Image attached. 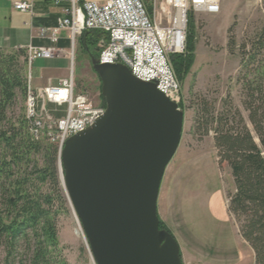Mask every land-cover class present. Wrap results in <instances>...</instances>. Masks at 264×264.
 <instances>
[{"label": "trees", "instance_id": "16d2710c", "mask_svg": "<svg viewBox=\"0 0 264 264\" xmlns=\"http://www.w3.org/2000/svg\"><path fill=\"white\" fill-rule=\"evenodd\" d=\"M192 28L189 21L184 53L170 57L180 82L195 58ZM100 36L84 32L78 39L80 52L89 61L97 60ZM25 58L24 50H0V249L4 264H68L58 241V222L67 214L59 151L29 134L24 115ZM237 84L253 135L230 101L224 100L215 114L204 99L195 107L191 135L199 141L212 134L217 165L227 166L232 181V191L225 196L226 212L252 251L254 264H264V26L242 45ZM98 93L104 107L100 83ZM17 100L23 107L10 119L8 110ZM159 229L170 233L160 220Z\"/></svg>", "mask_w": 264, "mask_h": 264}, {"label": "water", "instance_id": "95a60500", "mask_svg": "<svg viewBox=\"0 0 264 264\" xmlns=\"http://www.w3.org/2000/svg\"><path fill=\"white\" fill-rule=\"evenodd\" d=\"M105 112L59 152L65 197L94 264H182L159 229L164 172L181 142L184 112L120 64L90 59Z\"/></svg>", "mask_w": 264, "mask_h": 264}, {"label": "built area", "instance_id": "2783aa9c", "mask_svg": "<svg viewBox=\"0 0 264 264\" xmlns=\"http://www.w3.org/2000/svg\"><path fill=\"white\" fill-rule=\"evenodd\" d=\"M61 7L56 26L42 28L38 37L56 45L66 32L69 52L54 47H28L24 115L33 140H44L60 152L72 136L91 127L104 115L105 107L76 92L72 65L75 41L84 32L101 36L96 42L97 63L123 65L140 82L155 84L156 90L181 109V90L170 57L185 51L187 28L197 14H216L221 0H50ZM13 9L33 15V4L15 3ZM17 51V50H16ZM67 55L71 67L57 86L34 87L29 67L37 59ZM49 107H64L56 116ZM182 110V109H181ZM81 232V230H80Z\"/></svg>", "mask_w": 264, "mask_h": 264}, {"label": "rangeland", "instance_id": "374dc122", "mask_svg": "<svg viewBox=\"0 0 264 264\" xmlns=\"http://www.w3.org/2000/svg\"><path fill=\"white\" fill-rule=\"evenodd\" d=\"M263 3L264 0H221L218 13L194 15L193 19H190L195 43L193 65L189 74L182 79V82L174 73L180 84V108L184 112L183 140L164 172L165 180L177 173L187 159L195 157L208 158L209 165L204 167L206 175L200 177L201 168L197 170L199 171L197 174V171H194L195 167H190L187 171L191 170L189 171L191 177L184 178L183 183L188 182L194 185L193 190L197 192L200 198L196 209L200 216L205 209V216H203L200 223H204L211 234H222L225 239H230L232 242L237 241L238 236L225 216V196L227 192L232 191V181L228 168L225 164L220 167L217 165L211 139L212 134L199 141L196 139L190 141L188 134L192 128L195 107L201 99H204L209 107L215 109V114L221 110L224 100L230 101L232 106L241 113L247 129L253 135L252 127L248 122V114L241 105L237 76L242 45L249 43L264 26ZM79 38L75 41L71 70L75 89L78 93L87 95L93 103L99 104V82L92 71L90 61L84 58L80 52ZM58 59L56 60V66L50 71L36 67L35 63L31 65L29 74L32 81L46 82L43 75L49 72L52 79L48 83L52 87L57 86L59 79L63 78L64 74L66 77L70 71V63L67 64L64 61V65L63 60ZM27 73L28 66L26 67ZM22 107L23 103L17 100L16 105L8 110L7 117L11 119L19 116ZM49 110L55 112L56 116L62 117L64 107H49ZM212 173L213 177L211 176ZM61 189L65 196L62 185ZM212 190L214 193L211 195ZM161 222L163 223V221ZM164 226L167 228L165 224ZM58 229L59 246L62 250V256L68 264H94L68 201L67 214L59 220ZM244 247L239 244L237 248L233 249L234 252L242 256L245 264H253V255L250 248ZM0 264H4V254L1 249Z\"/></svg>", "mask_w": 264, "mask_h": 264}, {"label": "crops", "instance_id": "0c3cea01", "mask_svg": "<svg viewBox=\"0 0 264 264\" xmlns=\"http://www.w3.org/2000/svg\"><path fill=\"white\" fill-rule=\"evenodd\" d=\"M30 2L33 4V15L29 13H20L13 9V4L15 3ZM65 5L66 4L63 3L59 7L54 6L50 0H0V50L5 53H10L16 50H25L28 47H54L67 54L69 52V44L66 32L61 33L56 45H51L48 41L38 37L40 29L56 26L57 21L62 17L61 7ZM56 60L59 59H37L31 65L35 63L36 67L50 71L56 66ZM60 60H63V63L64 61L67 64L70 63L71 67V62L67 55L61 57ZM51 77L49 72H46L43 75V79H45L46 82L40 83L37 82L38 80H35L34 82L32 81V84L34 87L51 86L48 83L51 81ZM66 77L64 74L63 78L59 80ZM38 79L40 80V76ZM188 135L190 141H192L194 138L191 135V130ZM182 140L183 133L181 142ZM208 165V158H190L187 159L184 164L181 165L177 173L168 180H165V176H163L157 200L158 218L163 221L167 229L172 232L171 234L174 239L176 238L175 240H177L180 248L182 264H245L242 256L234 252L233 248H237L239 244L246 248L247 245L238 236L236 227L233 222H231L226 212V204L225 216L238 236L237 241L234 242L230 239H225L222 234H211L204 223H200L203 216H205V209L200 216L199 212L196 210L198 205L197 202L200 198L197 192L193 190L194 185L188 182L186 184L183 183L184 178L191 177L189 172L191 170L187 171L190 167H195L194 171L201 168L200 177H204L206 175V173H204V167ZM196 173L198 174L199 171ZM211 176L213 177V173ZM201 191L203 192L204 190ZM213 193L214 191L212 190L211 195Z\"/></svg>", "mask_w": 264, "mask_h": 264}, {"label": "bare ground", "instance_id": "6f19581e", "mask_svg": "<svg viewBox=\"0 0 264 264\" xmlns=\"http://www.w3.org/2000/svg\"><path fill=\"white\" fill-rule=\"evenodd\" d=\"M82 233V232H81Z\"/></svg>", "mask_w": 264, "mask_h": 264}]
</instances>
